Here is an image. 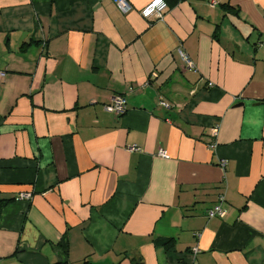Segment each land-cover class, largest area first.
I'll use <instances>...</instances> for the list:
<instances>
[{
  "label": "crops",
  "instance_id": "1",
  "mask_svg": "<svg viewBox=\"0 0 264 264\" xmlns=\"http://www.w3.org/2000/svg\"><path fill=\"white\" fill-rule=\"evenodd\" d=\"M128 1L0 0V264H264V0Z\"/></svg>",
  "mask_w": 264,
  "mask_h": 264
},
{
  "label": "built area",
  "instance_id": "2",
  "mask_svg": "<svg viewBox=\"0 0 264 264\" xmlns=\"http://www.w3.org/2000/svg\"><path fill=\"white\" fill-rule=\"evenodd\" d=\"M115 3L117 4V6L120 8V10L124 13H127L130 9H131V4L128 0H114ZM211 6H214L216 3L215 1H210ZM168 9V2L166 0H153L149 3H147L142 9H141V14L142 16H144V18H148V19H162L164 17V14L166 12V10ZM181 55L183 56V58L186 61V65L188 68H194L195 67V63L193 62L192 59H190V57L183 52V50L180 48L179 49ZM2 75V73H1ZM132 90V88H131ZM160 104L163 107L166 108H170V104L164 100L162 97L160 98ZM106 110L114 113L117 116H121L123 115L126 110H127V100H126V96L123 94H119V95H114L110 102L108 104H106L105 106ZM219 125H214L211 128V133L210 136L208 138V147L210 149H216L218 146L217 143V137L219 135ZM129 150L131 151H135V150H141L140 147L138 146H131L129 147ZM158 155L161 157H169L168 153L166 152V150L164 149H160L158 152ZM219 164L221 167L225 168L226 164H227V160L225 158H220L219 160ZM32 192L28 191V192H21L19 194V199H26V200H30L32 198ZM226 201V197L225 194H221L219 197L218 202L208 210L207 214L208 217L210 218H215V217H221L223 218L226 213L227 210L224 207V203ZM193 252L196 255L199 252V247L196 246L193 248Z\"/></svg>",
  "mask_w": 264,
  "mask_h": 264
},
{
  "label": "trees",
  "instance_id": "3",
  "mask_svg": "<svg viewBox=\"0 0 264 264\" xmlns=\"http://www.w3.org/2000/svg\"><path fill=\"white\" fill-rule=\"evenodd\" d=\"M176 1H178V0H168V1H167V2H168V6L170 5V3H173V2H176ZM164 244H166L167 247H171V241H169V239L166 240V241L164 242ZM55 264H68V262H67V261H64V262L55 263ZM83 264H97V263H93V262H90V261H88V260H85V261L83 262Z\"/></svg>",
  "mask_w": 264,
  "mask_h": 264
}]
</instances>
